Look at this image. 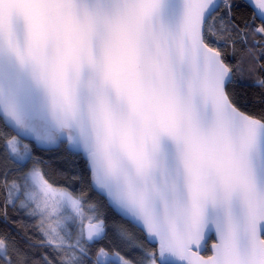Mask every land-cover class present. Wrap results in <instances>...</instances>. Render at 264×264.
<instances>
[{
    "label": "snow or ice",
    "instance_id": "6c2138e0",
    "mask_svg": "<svg viewBox=\"0 0 264 264\" xmlns=\"http://www.w3.org/2000/svg\"><path fill=\"white\" fill-rule=\"evenodd\" d=\"M220 9L0 0V264H264V0ZM61 144L102 204L48 180ZM102 206L140 233L116 227L125 251L96 247Z\"/></svg>",
    "mask_w": 264,
    "mask_h": 264
},
{
    "label": "trees",
    "instance_id": "16d2710c",
    "mask_svg": "<svg viewBox=\"0 0 264 264\" xmlns=\"http://www.w3.org/2000/svg\"><path fill=\"white\" fill-rule=\"evenodd\" d=\"M224 2V0H222ZM238 2V0H237ZM223 11V3L221 4V9ZM218 14V13H217ZM209 23H212L210 20ZM229 52L231 49H227ZM259 70L257 66V71ZM245 83L251 84L253 79H256L255 74L249 75L248 72H245ZM249 98L255 102V97L257 95L255 89H249ZM255 107V103L253 105ZM256 111H259V108H256ZM2 147V146H0ZM43 159V168L44 172L47 175L48 180H50L53 185H58L60 187L67 186V189L72 191L80 196L81 198L88 200L89 198L92 201L102 204L100 197L92 192L89 187V177L87 175V170L84 165V162L77 156L68 153L64 145H61L56 150H50L42 152L40 154ZM16 165L13 164L10 160H5L3 153L0 152V172L8 169H15ZM11 179V177H10ZM87 207V205H86ZM100 216L104 220L105 227L107 229L106 234L99 241L96 247L104 246L106 248H120L121 251H125L123 242H120L122 246L117 245V236H116V227L122 225L124 228L128 229L129 232L134 233V236H140V233L132 227L130 224L118 218L110 209L106 206H102L99 211ZM10 216L15 217V222L9 220L7 223V231L11 233V236L20 241L23 245L25 241H28L31 238V242L38 243L35 239L37 232V220H28L22 219L18 216L17 213L11 212ZM5 230V226L0 224V231ZM115 242V243H114ZM213 241L210 239L208 245ZM144 247L150 248L151 245L148 243L144 244Z\"/></svg>",
    "mask_w": 264,
    "mask_h": 264
},
{
    "label": "water",
    "instance_id": "95a60500",
    "mask_svg": "<svg viewBox=\"0 0 264 264\" xmlns=\"http://www.w3.org/2000/svg\"><path fill=\"white\" fill-rule=\"evenodd\" d=\"M214 2L219 3V4H222V0H214ZM67 152H68V151H67ZM82 161H83V160H82ZM91 190H92V189H91ZM111 211H112V212H113L118 218L121 219L120 215H119L118 213H116L115 210H111ZM121 220H122V219H121ZM87 227H88V226H86L85 229H87ZM102 238H103V237H102ZM102 238H100V240H101ZM100 240H99V241H100ZM211 240L214 241V235H213V237L211 238ZM209 241H210V240H209ZM209 241H208V242H209ZM212 243H213V242H212ZM212 243H211V244H212ZM211 244L208 245V248H209V249L211 248Z\"/></svg>",
    "mask_w": 264,
    "mask_h": 264
},
{
    "label": "rangeland",
    "instance_id": "374dc122",
    "mask_svg": "<svg viewBox=\"0 0 264 264\" xmlns=\"http://www.w3.org/2000/svg\"><path fill=\"white\" fill-rule=\"evenodd\" d=\"M222 3L224 4V2L222 1ZM90 218V217H89ZM89 218H86L85 220H84V227H86V226H88V219ZM80 223V221H79V218H77V225ZM37 225H38V221H37ZM117 236V235H116ZM118 238V237H117ZM120 242H122L119 238L117 239V245H119V246H122L121 244H120ZM115 243V242H114ZM112 249H114V248H112Z\"/></svg>",
    "mask_w": 264,
    "mask_h": 264
},
{
    "label": "flooded vegetation",
    "instance_id": "af4514ba",
    "mask_svg": "<svg viewBox=\"0 0 264 264\" xmlns=\"http://www.w3.org/2000/svg\"><path fill=\"white\" fill-rule=\"evenodd\" d=\"M61 145H63V144H61ZM61 145L54 147L52 150H56V149H58ZM64 148H65V146H64ZM65 150H66V149H65ZM68 153H69V152H68Z\"/></svg>",
    "mask_w": 264,
    "mask_h": 264
}]
</instances>
